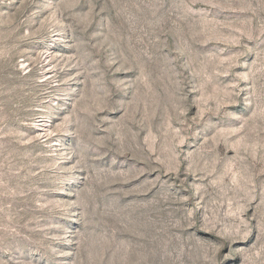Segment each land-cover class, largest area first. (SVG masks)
Here are the masks:
<instances>
[{
	"label": "rangeland",
	"instance_id": "obj_1",
	"mask_svg": "<svg viewBox=\"0 0 264 264\" xmlns=\"http://www.w3.org/2000/svg\"><path fill=\"white\" fill-rule=\"evenodd\" d=\"M0 264H264V0H0Z\"/></svg>",
	"mask_w": 264,
	"mask_h": 264
}]
</instances>
